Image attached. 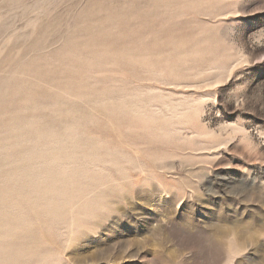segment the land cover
Masks as SVG:
<instances>
[{"label":"rangeland","instance_id":"rangeland-1","mask_svg":"<svg viewBox=\"0 0 264 264\" xmlns=\"http://www.w3.org/2000/svg\"><path fill=\"white\" fill-rule=\"evenodd\" d=\"M0 264H264V0H0Z\"/></svg>","mask_w":264,"mask_h":264}]
</instances>
